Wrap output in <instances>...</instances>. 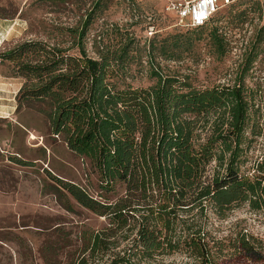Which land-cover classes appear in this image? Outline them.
Instances as JSON below:
<instances>
[{
    "label": "trees",
    "instance_id": "obj_1",
    "mask_svg": "<svg viewBox=\"0 0 264 264\" xmlns=\"http://www.w3.org/2000/svg\"><path fill=\"white\" fill-rule=\"evenodd\" d=\"M105 8L95 0L78 25L64 28L72 39L67 47L36 39L0 52L23 79L17 109L36 106L50 132L86 158L94 174V185H82L47 172L67 210L74 201L106 221L83 234V248L69 264H161L174 252L186 264H218L222 250L214 245L222 241L211 233V215L223 219L241 206L264 213V152L251 162L247 156L259 134L244 84L249 66L232 84L204 89L163 71L158 59L180 60L193 45L190 34L208 25L217 56L225 54L227 32L222 16L213 15L202 26L143 44L119 29V43L98 42L97 56H90L83 37L95 10ZM143 56L154 83L134 86L131 65ZM230 248L231 261L264 264V245L243 229Z\"/></svg>",
    "mask_w": 264,
    "mask_h": 264
},
{
    "label": "rangeland",
    "instance_id": "obj_2",
    "mask_svg": "<svg viewBox=\"0 0 264 264\" xmlns=\"http://www.w3.org/2000/svg\"><path fill=\"white\" fill-rule=\"evenodd\" d=\"M94 1L0 0V52L24 40L69 46L72 39L64 28L78 25ZM133 1L101 0L106 8L95 10L83 37L90 56H97L98 42L119 43V29L130 31L140 44L155 35L161 39L193 29L175 26L173 15L166 10L169 0ZM217 16H222L219 24L227 32L228 50L222 57L217 56L208 25L190 34L193 45L180 60H158L164 72L177 73L195 89L232 84L236 72L249 66L244 84L254 98L252 123L259 133L247 153L251 162L264 152V32L260 30L264 26V0H236L220 7L212 17ZM148 21L154 23L155 34L148 33ZM131 69L135 76L132 85L154 83L146 74L145 56L142 64H133ZM22 83L23 79L13 74L11 63L0 61V264H69L83 248V234L106 221L74 201L67 210L51 187L54 181L47 172L82 185L88 180L94 185V174L86 158L75 155L60 136L50 132L36 106L17 109L15 95ZM209 221L215 240L222 241L214 245L222 250L217 263L252 264L231 261L225 252L242 229L264 245V213L241 206L226 211L223 219L211 215ZM187 262L182 253L174 252L164 256L161 264Z\"/></svg>",
    "mask_w": 264,
    "mask_h": 264
},
{
    "label": "built area",
    "instance_id": "obj_3",
    "mask_svg": "<svg viewBox=\"0 0 264 264\" xmlns=\"http://www.w3.org/2000/svg\"><path fill=\"white\" fill-rule=\"evenodd\" d=\"M236 0H169L166 10L174 18L176 26L194 28L204 25L211 16L225 5ZM149 34L154 33L149 27Z\"/></svg>",
    "mask_w": 264,
    "mask_h": 264
}]
</instances>
